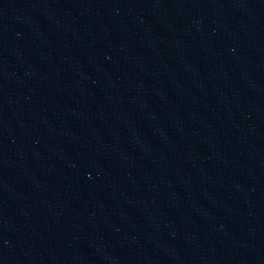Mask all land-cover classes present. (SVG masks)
Wrapping results in <instances>:
<instances>
[{
  "label": "water",
  "instance_id": "1",
  "mask_svg": "<svg viewBox=\"0 0 264 264\" xmlns=\"http://www.w3.org/2000/svg\"><path fill=\"white\" fill-rule=\"evenodd\" d=\"M0 264H264V0H0Z\"/></svg>",
  "mask_w": 264,
  "mask_h": 264
}]
</instances>
